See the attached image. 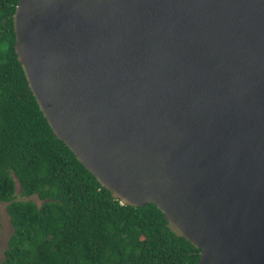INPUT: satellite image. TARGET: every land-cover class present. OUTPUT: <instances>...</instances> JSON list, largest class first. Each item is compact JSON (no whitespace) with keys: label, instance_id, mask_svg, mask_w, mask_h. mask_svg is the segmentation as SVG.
<instances>
[{"label":"water","instance_id":"95a60500","mask_svg":"<svg viewBox=\"0 0 264 264\" xmlns=\"http://www.w3.org/2000/svg\"><path fill=\"white\" fill-rule=\"evenodd\" d=\"M14 49L56 138L197 264H264V0H18Z\"/></svg>","mask_w":264,"mask_h":264},{"label":"trees","instance_id":"16d2710c","mask_svg":"<svg viewBox=\"0 0 264 264\" xmlns=\"http://www.w3.org/2000/svg\"><path fill=\"white\" fill-rule=\"evenodd\" d=\"M17 2L0 0V203L12 227L0 264H197L155 204H122L55 137L15 53ZM34 195L40 204L17 199Z\"/></svg>","mask_w":264,"mask_h":264},{"label":"rangeland","instance_id":"374dc122","mask_svg":"<svg viewBox=\"0 0 264 264\" xmlns=\"http://www.w3.org/2000/svg\"><path fill=\"white\" fill-rule=\"evenodd\" d=\"M19 185L18 183L16 184V192L17 194L19 193ZM17 199H31L35 201L37 204H40L42 201L39 200V198L34 195L30 197H21L18 196ZM0 221H1V229H0V262L4 258V251L7 246V241L9 236L12 233V227L10 223V217L7 213V203L2 202L0 203Z\"/></svg>","mask_w":264,"mask_h":264}]
</instances>
